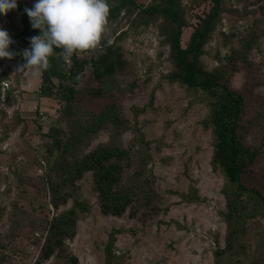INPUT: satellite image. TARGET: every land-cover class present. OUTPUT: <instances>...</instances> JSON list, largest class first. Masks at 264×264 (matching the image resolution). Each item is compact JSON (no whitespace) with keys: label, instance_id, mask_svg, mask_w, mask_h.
Wrapping results in <instances>:
<instances>
[{"label":"rangeland","instance_id":"rangeland-1","mask_svg":"<svg viewBox=\"0 0 264 264\" xmlns=\"http://www.w3.org/2000/svg\"><path fill=\"white\" fill-rule=\"evenodd\" d=\"M181 2L189 24L180 36L184 47L209 4ZM35 3L19 0L20 11L0 13V28L17 31L20 15ZM220 16L201 64L220 69L229 86L245 94L244 142L264 146V0H223ZM108 26L106 40L122 32L116 43L127 67L100 95L91 94L89 64L76 83H67L75 94L65 100L56 79L55 97H43L39 73H15V59L0 58V264H34L48 221L69 209L74 196L87 209L75 219L74 236L38 264H69L71 256L76 264H103L111 230H119L113 264H264V205L243 194L230 212L232 185L210 161L207 97L166 81L167 47L154 25L136 26L120 12ZM115 148L126 153L119 184L130 201L121 215H102L90 172L60 185L52 167ZM245 181L264 195V153ZM56 189L66 202L53 208Z\"/></svg>","mask_w":264,"mask_h":264},{"label":"trees","instance_id":"trees-1","mask_svg":"<svg viewBox=\"0 0 264 264\" xmlns=\"http://www.w3.org/2000/svg\"><path fill=\"white\" fill-rule=\"evenodd\" d=\"M18 1L17 7L13 10L20 11ZM205 2L209 4L208 10L201 16H196L184 47L180 45V36L183 28L189 24L181 0H151L144 5L135 0H107L108 22L123 12L129 16L131 24L154 25L160 42L167 47L170 69L166 75V81L177 83L191 92H200L207 97L209 113L203 126L209 128L212 138L210 161L232 185L229 195L233 196L228 200L227 205L231 209L230 212L236 213L238 210L236 201L239 195L246 194L248 198L264 205V195L245 181L257 159L263 155L264 146L262 144L251 146L244 142L245 94L231 88L220 69L214 68L207 71L201 64L203 48L219 22L223 10V0H190V5L196 7ZM121 33L115 37V41H111V44L103 39L102 52L99 49L88 52V58L73 54L70 58L72 65L70 69L59 55L62 49H54L55 55L49 57L50 68L39 73L38 94L47 98L55 97L52 80L56 79L58 91L66 93V97L63 96L65 100H71L75 90L67 83H76L83 67L89 64L91 67L89 79L96 85V89L92 90L91 94L100 95V87L127 67L121 47L116 43ZM39 34L40 30L32 27L29 16L21 14L19 29L10 33L14 43L9 46V50L17 53L12 59L21 57L24 65L26 61L22 52L29 44V38ZM2 77L0 76V80ZM7 94L8 92L5 91V99ZM125 155L123 150L117 148L91 151L70 164L62 165L60 161H57L52 171L60 177V185H72L74 181L81 178L83 173L90 172L92 190L97 197L99 212L102 215L119 216L129 204L131 195L119 184L122 173L120 162L126 157ZM65 202L64 193H59L56 189L50 200L51 206L57 208ZM86 211L85 202L74 196L69 209L51 217L46 226L38 260L34 264H38L40 260H47L52 254L62 249L63 241L75 234L77 215ZM118 232L119 230H111L108 234V240L103 249V264H113L111 244ZM67 263L76 264V259L72 256L68 257Z\"/></svg>","mask_w":264,"mask_h":264},{"label":"clouds","instance_id":"clouds-1","mask_svg":"<svg viewBox=\"0 0 264 264\" xmlns=\"http://www.w3.org/2000/svg\"><path fill=\"white\" fill-rule=\"evenodd\" d=\"M16 7L17 0H0V13L7 15ZM25 12L40 34L29 38L30 48L22 52L26 63L17 71L27 68L33 75L50 68L49 57L55 55L56 48L62 49L59 55L69 69L73 54L98 49L102 52L101 42L110 32L107 0H36ZM13 43L9 33L0 28V58L12 59L17 55L9 50Z\"/></svg>","mask_w":264,"mask_h":264},{"label":"built area","instance_id":"built-area-1","mask_svg":"<svg viewBox=\"0 0 264 264\" xmlns=\"http://www.w3.org/2000/svg\"><path fill=\"white\" fill-rule=\"evenodd\" d=\"M26 48H30V41H29V44L26 46ZM26 48H25V49H26ZM84 54L87 55L88 52H84ZM22 56H23V55H22ZM63 61H64V60H63ZM10 64H11L12 67L15 69V71H14L15 73H19L20 71H17V69H18L19 66L23 65V64H22V61H21V57L15 58V60H14L13 62H10ZM64 64H66L65 61H64ZM2 86H3V87H7V83L3 82V83H2Z\"/></svg>","mask_w":264,"mask_h":264}]
</instances>
